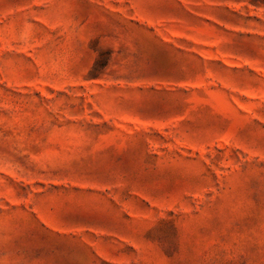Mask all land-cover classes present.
<instances>
[{"label": "rangeland", "instance_id": "374dc122", "mask_svg": "<svg viewBox=\"0 0 264 264\" xmlns=\"http://www.w3.org/2000/svg\"><path fill=\"white\" fill-rule=\"evenodd\" d=\"M0 264H264V0H0Z\"/></svg>", "mask_w": 264, "mask_h": 264}]
</instances>
